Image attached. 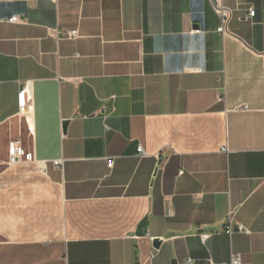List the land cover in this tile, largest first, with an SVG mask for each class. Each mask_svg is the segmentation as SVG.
<instances>
[{"label":"crops","instance_id":"obj_1","mask_svg":"<svg viewBox=\"0 0 264 264\" xmlns=\"http://www.w3.org/2000/svg\"><path fill=\"white\" fill-rule=\"evenodd\" d=\"M221 1L227 34L213 0H0V264H264V0Z\"/></svg>","mask_w":264,"mask_h":264},{"label":"built area","instance_id":"obj_2","mask_svg":"<svg viewBox=\"0 0 264 264\" xmlns=\"http://www.w3.org/2000/svg\"><path fill=\"white\" fill-rule=\"evenodd\" d=\"M213 6H214V12H216L221 20V23L219 24L220 26L218 27L217 31L219 33L222 34H227L228 32V22L231 18V11L229 10L228 7H225V5H223L221 0H213ZM256 14V11L254 9H249V17L253 18ZM10 22H16L18 21V17L14 16L12 18L8 19ZM69 35L72 37H75L77 35V31L76 30H72L69 32ZM30 108L28 107L27 104L22 103L20 106V110L19 112L22 114V116H25L29 113ZM222 150H226V147L224 146L222 148ZM139 152L143 153V149L142 147L139 146ZM7 153H8V159H7V164H17L19 162H37L38 164H40V166L42 167V169L44 170L43 167V163L45 161H37V159L34 156V152L32 151V149H27L24 146V143L22 141L21 138L15 137V138H10L8 143H7ZM55 163V165H59V161H55L53 162ZM113 162L110 161L109 162V166H112ZM232 214V212H231ZM231 220L227 221V224L225 226V232L227 234H233L235 233V231L238 232H244L246 231L248 233V231L246 230V228L241 225V224H237L236 227H234L231 222ZM207 235H203L201 236L203 240H205L207 237ZM230 264H245L244 262L241 261V258L239 256H233L232 261H230ZM193 260H188L187 262H185V264H192Z\"/></svg>","mask_w":264,"mask_h":264},{"label":"water","instance_id":"obj_3","mask_svg":"<svg viewBox=\"0 0 264 264\" xmlns=\"http://www.w3.org/2000/svg\"><path fill=\"white\" fill-rule=\"evenodd\" d=\"M63 123H64V125H63L64 131H66V129H67V123L66 122H63ZM145 224H146V219H143L142 222L140 223V225H138L139 226L138 229H137V234L138 235H143L144 234V228H145L144 225ZM160 244H161V240L160 239H154L153 245H154L155 248L156 247H159Z\"/></svg>","mask_w":264,"mask_h":264},{"label":"rangeland","instance_id":"obj_4","mask_svg":"<svg viewBox=\"0 0 264 264\" xmlns=\"http://www.w3.org/2000/svg\"><path fill=\"white\" fill-rule=\"evenodd\" d=\"M26 126V125H25ZM23 127H24V125H23ZM26 131V130H25ZM25 135H26V133H24ZM25 135H23V136H21V138H22V141H23V143H24V141H25ZM25 146V145H24Z\"/></svg>","mask_w":264,"mask_h":264}]
</instances>
